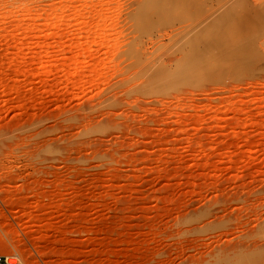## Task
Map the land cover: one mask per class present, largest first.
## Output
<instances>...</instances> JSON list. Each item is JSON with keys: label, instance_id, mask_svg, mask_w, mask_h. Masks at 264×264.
<instances>
[{"label": "rangeland", "instance_id": "obj_1", "mask_svg": "<svg viewBox=\"0 0 264 264\" xmlns=\"http://www.w3.org/2000/svg\"><path fill=\"white\" fill-rule=\"evenodd\" d=\"M186 1L0 0V257L264 264V0Z\"/></svg>", "mask_w": 264, "mask_h": 264}, {"label": "built area", "instance_id": "obj_2", "mask_svg": "<svg viewBox=\"0 0 264 264\" xmlns=\"http://www.w3.org/2000/svg\"><path fill=\"white\" fill-rule=\"evenodd\" d=\"M0 264H22L15 257H0Z\"/></svg>", "mask_w": 264, "mask_h": 264}, {"label": "bare ground", "instance_id": "obj_3", "mask_svg": "<svg viewBox=\"0 0 264 264\" xmlns=\"http://www.w3.org/2000/svg\"><path fill=\"white\" fill-rule=\"evenodd\" d=\"M169 2L170 0H166V2ZM187 3H189V2H191V3H194V0H187L186 1ZM185 2V6L182 8L183 10H185L186 9V7L188 6V4ZM170 10V7H167V8H165L163 11H165V12H168ZM181 12V11H180Z\"/></svg>", "mask_w": 264, "mask_h": 264}]
</instances>
